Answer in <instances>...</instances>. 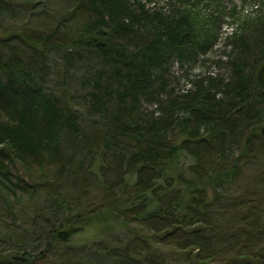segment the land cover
Segmentation results:
<instances>
[{"label":"trees","instance_id":"trees-1","mask_svg":"<svg viewBox=\"0 0 264 264\" xmlns=\"http://www.w3.org/2000/svg\"><path fill=\"white\" fill-rule=\"evenodd\" d=\"M14 1L0 0V22ZM21 1L30 16L36 1ZM253 2V23H227L226 57L214 60L223 72L188 75L181 89L171 66L212 51L224 24L218 7L199 13L202 0H64L30 27L0 23V264H178L162 256L168 246L183 264L264 263L258 180L217 201L240 159L264 156V3ZM79 70L86 87L74 100ZM84 150L106 159L111 181L89 211L64 191L74 176L86 188ZM95 225L137 242L63 247Z\"/></svg>","mask_w":264,"mask_h":264},{"label":"rangeland","instance_id":"rangeland-1","mask_svg":"<svg viewBox=\"0 0 264 264\" xmlns=\"http://www.w3.org/2000/svg\"><path fill=\"white\" fill-rule=\"evenodd\" d=\"M20 1L21 0L14 1L16 7L12 11L13 18H11V16L9 17L4 16L5 20H2L0 22V23H4L3 26L12 27L14 25L17 27H24L28 25L27 27H30L29 25H31V23L35 21L33 20L32 17H38L41 15L39 12L40 7L42 6L45 7V5H48L50 6V8H52L51 10L48 8L50 12L54 13V11H59V9L63 5L64 0H38V1L34 0L36 2L35 4L33 3V5L36 6V4L37 5L39 4L38 8H35L34 6L32 10V14H30V16H25V17H23L22 15L23 11L25 10V6H24V3ZM141 1L144 2L147 7H151V6L157 5L158 3L161 4V2H164L165 0H141ZM253 1L254 0H216V1L210 0L209 3H207L208 0H202V4H198L197 8L198 10H200L199 13L203 16L205 15L207 16L208 14H211L212 12L211 13L209 12L210 9L212 11L214 7L215 8L218 7V9L216 8L218 10V11L216 10V13L217 15H219V17H222V20H220V22L224 24H222L221 26L218 41L212 51H208V53L206 54H199L195 62L190 63V65L185 63L182 67L178 66L177 64H174L173 66H171L170 71L173 74V78L171 82L178 83V85L176 86L178 89L189 87V85L192 84L190 83V79H188V75L189 77H193V75H202L204 73H210V74L215 75L219 73V71L223 72V65L220 64L218 66L217 64H215L214 60L220 59V57L222 56L224 57V59L226 57V53L223 52L224 51L223 40H224V37H226L230 31V26L227 23H231V22L232 23H253L254 18L256 16L253 10V8L256 5L254 6ZM259 1L264 3V0H259ZM231 10H234V12L236 13V15H234L233 17L234 20L232 19V17L228 16ZM21 16L22 18H20ZM186 70H189V71H186ZM80 72H82V70L72 73V78L69 83V90L72 93L74 100H80L82 98L84 89L86 87V85L82 81V73ZM53 79H54V82L57 83V86L60 87L61 86L60 78L57 76ZM87 121H88V124L86 125V127L88 129L90 128L92 130L97 129L95 125H92L89 123L90 119H88ZM237 151L238 150L235 151L234 156L238 155ZM83 152H85L83 154L84 156L81 155L78 158L80 162H83L82 167L87 168L89 164L93 166V172L90 171L89 173L90 176L86 177L88 179L87 184L85 186L86 188L82 189L78 185L74 184L73 183L74 179L78 178V177L75 178L74 176L73 177L74 179L71 178L72 180L68 181L69 183H67V185L64 187V191L66 195H68L69 200L72 201L78 208H84L89 211V210H95L96 208H98L99 205L104 201V199L109 197V195L111 194L110 193L108 195L109 186H110L109 183L111 181L109 182L107 180L106 175L103 172V169L105 168L98 167L102 164V162L105 163L106 159L103 160L99 158L98 155L96 159H94V157H92L93 154L91 152L86 153L85 150ZM93 160H96L94 164H93ZM240 163L242 164L240 174L236 178H233L230 182L225 183L220 188H218L219 189L218 193L220 194V197H218L219 199L217 200L218 202L220 201V198L224 199L228 197H229V200H233V201L238 200L243 195V190H245L248 187V184L251 185L253 189L255 188L254 187L255 182H259L258 187L260 189V193H262L263 188H264V156L263 154L257 155L255 153L253 154L251 158L244 157L243 159H240ZM76 173H77L76 175L80 177L81 174L78 171ZM85 175L87 176V173H85ZM254 178H256L258 181H255V182L251 181V183H248V181L253 180ZM261 195L262 194L259 195V200L262 201L264 205V200L262 199L263 196ZM211 196L212 198L214 197L213 193L209 194L210 199H211ZM23 199L26 200V198H23ZM35 201L34 203L31 204L32 206L38 203ZM101 227H102L101 225H97V226L95 225L90 228H87V230L85 231L79 232L78 234L74 236L72 243H67V245H64L63 247L65 248L73 247V249H77L76 247L80 246L83 242L90 243V242H95L101 239L105 241L104 239L109 240L111 238L116 239L118 242L122 241L123 244L124 243L133 244V242H137V236H135L136 233L132 232V230L129 231L128 229H126L128 231L126 233H123L121 230H117L116 232L107 233V231L106 230L103 231ZM130 229H133L132 225L130 226ZM236 229L238 228H235V231ZM261 231L264 232L263 227H261ZM107 242H110V241H107ZM262 245L264 247V238H263ZM161 250L163 252L162 256L166 258V261L172 260V262L176 261L178 262V264H183L184 261L182 257H184L183 256L184 252L176 251L175 248H171L169 246L162 247ZM194 251H196V249L193 251L191 250V254L189 258H193L192 254L194 253ZM60 262L62 261L58 260L56 264H60ZM34 264H43V262L40 260L39 261L36 260L34 261ZM193 264H198V263L194 261ZM211 264H215V263H211ZM226 264H228V262ZM241 264H252V262L241 263Z\"/></svg>","mask_w":264,"mask_h":264}]
</instances>
